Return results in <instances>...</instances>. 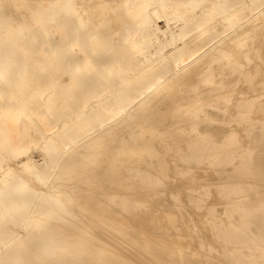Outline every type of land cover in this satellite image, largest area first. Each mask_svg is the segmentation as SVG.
Returning <instances> with one entry per match:
<instances>
[{
  "label": "bare ground",
  "instance_id": "1",
  "mask_svg": "<svg viewBox=\"0 0 264 264\" xmlns=\"http://www.w3.org/2000/svg\"><path fill=\"white\" fill-rule=\"evenodd\" d=\"M0 264H264V0H0Z\"/></svg>",
  "mask_w": 264,
  "mask_h": 264
}]
</instances>
